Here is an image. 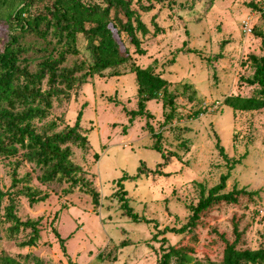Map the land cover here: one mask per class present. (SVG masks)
<instances>
[{
	"label": "rangeland",
	"instance_id": "374dc122",
	"mask_svg": "<svg viewBox=\"0 0 264 264\" xmlns=\"http://www.w3.org/2000/svg\"><path fill=\"white\" fill-rule=\"evenodd\" d=\"M101 2V0H87ZM147 4V0H138ZM132 0L131 6L139 4ZM264 0H151L149 11L139 12L148 29L145 35L136 33L142 55L125 43L134 64L150 65L168 82L173 96V116L164 121L169 106L162 107L160 98L148 100L147 119L152 130L159 132L160 152L167 155L166 165L160 152L150 146L154 138L145 126L144 117H132L126 110L136 108L135 80L129 72V62L114 68L119 75H87L84 82L73 85L51 101L47 116L41 121H54L55 130L71 125L79 112L80 130L86 136L83 146H71V161L79 166L77 176L84 177L89 187L98 193L97 205L81 182L52 181L42 184L41 169L14 157H0V190L15 201V215L20 220H35L38 236L33 245H21L30 233L19 229L9 236L7 222L2 219L0 203V254L22 264H157L162 249L184 242L192 245L193 257L203 261L216 258L220 247L207 233L211 226L231 240L234 221L240 232L241 246L264 247V106L253 111L233 110L223 103L225 96H249L256 86L240 80L252 72L248 56L262 55L259 39L253 30L264 32ZM19 0L0 3V47L8 28L5 16ZM34 8L31 7L30 11ZM153 15V21L150 19ZM250 22L251 33L241 31L240 21ZM152 22L155 24L153 25ZM155 26L158 30H155ZM53 38H40L25 33L19 38L24 46L38 47ZM50 45H47L49 49ZM40 51L28 49L33 70ZM81 48L66 56V65L76 59H86ZM77 75V74H76ZM198 110L196 117L193 112ZM36 124H40L35 121ZM215 139L229 161L218 153ZM233 160V166L227 164ZM141 162V163H140ZM140 166L144 174H137ZM16 178L28 173L26 183L11 185V172ZM159 169L163 174L148 172ZM146 172V174H145ZM228 172L223 191L232 187L255 190L252 198L242 197L236 204L221 205L213 211L214 219L198 227L189 238L183 233L166 232V241L153 239L163 226L178 228L184 224L194 204L205 191ZM121 186L129 206L138 216L154 223L130 221L119 208L115 181L122 176ZM134 177V178H133ZM40 190L43 200L29 204L18 189L24 185ZM233 218V219H232ZM63 239L60 244L58 237ZM172 260L169 264H172ZM191 264V263H190Z\"/></svg>",
	"mask_w": 264,
	"mask_h": 264
},
{
	"label": "trees",
	"instance_id": "16d2710c",
	"mask_svg": "<svg viewBox=\"0 0 264 264\" xmlns=\"http://www.w3.org/2000/svg\"><path fill=\"white\" fill-rule=\"evenodd\" d=\"M4 1L0 0V3ZM147 1L145 5L138 2L137 7H132V0H19V5L5 16L8 33L0 47V157H14L18 154L20 160L41 169L39 180L42 184L52 181L69 182L73 185L83 183L92 205L96 206L98 193L84 182V177L76 175L80 168L70 159L71 146L80 147L86 142V136L80 130L79 112L71 125L64 124L59 130H55L54 121H41L47 116L53 98L64 94V91L73 85L84 82L86 76L92 73L100 75L103 70L111 69L107 75H119L121 73L113 69L128 62L129 72H133L136 84V108L126 110V113L130 118H145L144 124L154 138L150 147L160 152V134L153 131L147 122L151 114L146 110L145 103L160 98L162 107L169 106L164 114V121H169L174 113L173 96L167 89V80L155 72L152 66L140 67L130 61V54L125 46V43L132 45L133 52L137 55L145 53L136 33L143 36L148 32L138 12L152 8L151 0ZM31 7L34 8L33 11H30ZM261 15H264L262 9ZM150 19L153 21V15ZM152 24L155 25L153 22ZM154 29L158 30L156 26ZM25 33L35 34L43 39L49 34L53 41H45L38 47L24 46L19 42V38ZM253 34L259 39L262 55L248 56L252 72L240 80L249 86L255 85L256 89L249 96H225L223 103L233 110L253 111L264 106V32L253 30ZM47 45H50L49 49ZM80 48L85 51L86 59H76L71 65H66V56L76 54ZM28 49L41 52L33 70L28 64L32 58L25 56ZM198 113L199 111L195 110L193 116L196 117ZM215 147L227 163L229 160L217 139ZM160 153L162 161L156 164L157 167L166 165L168 159L166 154ZM232 166L233 160L227 164V168ZM147 171L163 174L156 168ZM137 174H144L140 166L137 167L134 177H137ZM227 177L228 172L220 174L218 181L205 193L200 191L196 202L188 206L190 213L186 222L178 228L163 226L157 229L154 220L138 216L132 210L120 185V181L128 176L122 175L115 181L117 189L114 194L118 193L119 208L124 211L125 216L133 222L154 223L155 233L152 237L163 243L166 238H157L156 235L172 232L183 233L192 238L198 227L205 226L208 219H214L213 211L221 205L236 204L240 198H252L257 193L244 187H232L223 191ZM28 179V173L16 178L15 168L11 172V185L16 182L26 183ZM18 193L22 194L29 204L45 197V194L41 195L40 190L27 184L20 187ZM3 198L6 203L2 206L1 216L7 222L8 235L15 236L19 229H28L30 235L19 244L33 245L38 236L37 225L41 216L35 220L22 221L14 213L16 206L13 197L0 190V203ZM231 226V240L215 226L207 230L220 247L216 258L205 257L203 261L196 259L193 257L192 245L184 242L185 238L182 237L181 243L167 245L162 249L157 264H169L170 260L172 264H264V247H242L236 223L232 221ZM54 235L61 244L63 239L56 232ZM0 264L22 263L0 254Z\"/></svg>",
	"mask_w": 264,
	"mask_h": 264
},
{
	"label": "built area",
	"instance_id": "2783aa9c",
	"mask_svg": "<svg viewBox=\"0 0 264 264\" xmlns=\"http://www.w3.org/2000/svg\"><path fill=\"white\" fill-rule=\"evenodd\" d=\"M262 10H264V2H263V4H262V6L260 7ZM240 27H241V31H242V33H244V34H248V33H250L251 32V25H250V22L248 21V20H246V19H242L241 21H240Z\"/></svg>",
	"mask_w": 264,
	"mask_h": 264
}]
</instances>
